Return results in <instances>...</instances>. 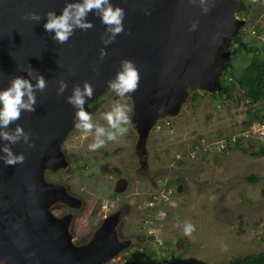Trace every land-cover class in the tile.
<instances>
[{"label": "water", "instance_id": "1", "mask_svg": "<svg viewBox=\"0 0 264 264\" xmlns=\"http://www.w3.org/2000/svg\"><path fill=\"white\" fill-rule=\"evenodd\" d=\"M65 2L0 0V89L29 70L46 80L44 91L36 94L35 112H23L16 121L30 133L34 146L11 145L14 153L24 154L23 162H0V264H105L126 249L129 243L119 240L115 229L119 213L104 218L88 242L77 245L69 231L72 215L51 212L56 203L72 208L80 203L62 185L45 180L46 171L67 166L61 145L75 128V109L66 97L74 85L87 81L94 89L85 104L91 113L89 104L110 92L106 81L114 77L120 61H132L139 84L123 99L130 103L129 127L143 168L146 140L157 123L176 117L189 93L219 91V77L232 52L230 42L245 25L235 12L239 0H210L206 14L189 0H112L125 10L124 31L107 45L101 59L105 28L92 13L87 18L93 27L76 29L66 43H56L44 31V14H58ZM28 12L38 13L40 22L25 19ZM193 21L198 22L196 30L189 31ZM59 79L68 87L58 96ZM59 192L65 201L57 199Z\"/></svg>", "mask_w": 264, "mask_h": 264}, {"label": "rangeland", "instance_id": "2", "mask_svg": "<svg viewBox=\"0 0 264 264\" xmlns=\"http://www.w3.org/2000/svg\"><path fill=\"white\" fill-rule=\"evenodd\" d=\"M247 1L250 16L238 17L245 20L239 32L242 42L229 56L233 75L248 65L253 49L264 56V0ZM239 96H188L176 117L160 121L148 135L143 168L135 157L137 138L129 126L116 141L95 151L88 149L93 136L74 128L61 145L66 168L45 172L47 182L62 185L80 201L74 208L51 206H62L61 212L72 215L73 242H88L104 218L119 213L117 236L129 246L105 264H226L263 252L264 134L256 132L257 121L252 127L244 125L250 106ZM113 103L130 109L128 100H115L106 92L97 111L90 113L94 124L107 128L100 114ZM251 109L264 114V101ZM233 137L239 140L236 146L228 143ZM219 140L230 149L198 152ZM249 176L255 180H247ZM122 180L126 187L120 190L117 184ZM167 190L169 204L148 206L150 197ZM185 223L195 227L190 236L183 234Z\"/></svg>", "mask_w": 264, "mask_h": 264}, {"label": "clouds", "instance_id": "3", "mask_svg": "<svg viewBox=\"0 0 264 264\" xmlns=\"http://www.w3.org/2000/svg\"><path fill=\"white\" fill-rule=\"evenodd\" d=\"M196 4L201 13L209 11L210 0H189ZM97 16L100 23L104 25L105 31L100 35L101 43L105 46L100 49V58L106 55V47L112 43L116 36L124 31L125 10L114 6L112 0H66L63 8L56 11H48L44 14L43 29L50 34L51 40L58 44L66 43L76 29L87 30L93 27L88 14ZM148 13L145 12V15ZM238 18V17H237ZM25 19L40 22L41 17L36 12H28ZM197 21L189 25V31H195ZM93 66V71H95ZM34 80V83H33ZM107 89L114 93L117 99L130 97L139 84V73L132 61L123 59L120 61L119 69L114 77L106 81ZM46 87L44 76L33 71L26 72V76H14L6 88L0 89V162L6 166L22 163L24 154L14 153L11 145L23 142L28 148L34 146L30 139V133L26 132L20 124L16 123L23 112H35L37 92H43ZM68 85L64 79L57 81V95L64 94ZM93 87L87 81L81 85H74L71 94L66 97V102L74 109V127L81 130L85 135L91 134L93 142L88 145L90 151L102 148L106 142L116 141L119 136L128 131L131 124L128 115L130 109L121 103H113L109 111L100 115L107 123V128L94 124L92 117L85 110V104L93 96ZM14 125V127H9ZM195 231L194 225L185 223L183 234L190 236Z\"/></svg>", "mask_w": 264, "mask_h": 264}, {"label": "trees", "instance_id": "4", "mask_svg": "<svg viewBox=\"0 0 264 264\" xmlns=\"http://www.w3.org/2000/svg\"><path fill=\"white\" fill-rule=\"evenodd\" d=\"M250 4L247 0H239L235 12L237 17L248 18L250 16ZM242 42L241 33L236 38L231 40L230 48L234 52V47L240 45ZM253 54L246 67L238 75H233L230 70L229 60L227 68L224 73L219 77L220 88L217 93L212 95L195 92L189 94L190 98L194 99L196 95L217 97L223 100H232L233 93L239 92L240 96L238 100L245 101L250 107L246 111L248 119L244 122V125L251 127L253 122L257 121L258 124L263 123L264 114L259 110H252L251 107L255 104H259L264 101V56L258 55L256 49H253ZM101 96L94 99L90 104L92 114H94L100 105ZM170 119H166L169 121ZM157 127L159 124L156 125ZM239 140L237 139L232 146H236ZM196 148V147H195ZM230 146L225 145L222 152L229 150ZM201 152V149L198 151ZM183 163L182 158L178 160V165ZM247 180H255L254 177H246ZM151 199V198H149ZM154 255V253H151ZM226 264H264V251L256 254H246L244 256H238Z\"/></svg>", "mask_w": 264, "mask_h": 264}, {"label": "built area", "instance_id": "5", "mask_svg": "<svg viewBox=\"0 0 264 264\" xmlns=\"http://www.w3.org/2000/svg\"><path fill=\"white\" fill-rule=\"evenodd\" d=\"M253 126V125H252ZM251 126V127H252ZM248 132H250V130H248ZM256 132L260 135H263L264 134V123H261V124H258V127L256 128ZM244 137H248V135H243ZM237 139L236 138H231L228 143L230 144H234V142L236 141ZM226 142L223 140H219L218 142L216 143H213V144H208V145H205V147H203L201 149V151L203 152H213V153H216L218 151H222L224 146L227 145L225 144ZM196 149V148H195ZM199 151V150H198ZM195 154V153H194ZM193 154V155H194ZM190 157H193L192 155ZM170 195H171V191L170 190H167V191H162L161 193L159 194H154L152 197H150V201H149V204L148 206L149 207H154V205L157 204V202L159 201L161 204H169L170 202ZM151 235V234H150Z\"/></svg>", "mask_w": 264, "mask_h": 264}, {"label": "flooded vegetation", "instance_id": "6", "mask_svg": "<svg viewBox=\"0 0 264 264\" xmlns=\"http://www.w3.org/2000/svg\"><path fill=\"white\" fill-rule=\"evenodd\" d=\"M131 112V111H130ZM135 152V151H134ZM135 157H136V155H135ZM136 159H137V157H136ZM138 160V159H137ZM56 184V183H55ZM60 185V184H59ZM117 186H119L118 187V189H120V190H123L125 187H126V182L125 181H120L118 184H117ZM116 186V187H117ZM119 190V191H120ZM63 208H62V206L61 207H59V208H51V212L52 213H54V215L56 214V212L60 215V216H64V215H66V213L65 212H61V210H62ZM64 211V210H63ZM71 233V232H70ZM71 235H72V233H71ZM73 237V236H72ZM79 244H81V243H79ZM78 245V244H77Z\"/></svg>", "mask_w": 264, "mask_h": 264}, {"label": "bare ground", "instance_id": "7", "mask_svg": "<svg viewBox=\"0 0 264 264\" xmlns=\"http://www.w3.org/2000/svg\"><path fill=\"white\" fill-rule=\"evenodd\" d=\"M62 195H63V193L59 192V194H57L56 197H57V199L59 198V200H61V201H65V199H63Z\"/></svg>", "mask_w": 264, "mask_h": 264}]
</instances>
